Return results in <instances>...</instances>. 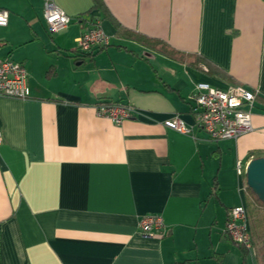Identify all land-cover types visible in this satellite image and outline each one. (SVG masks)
Instances as JSON below:
<instances>
[{"label": "crops", "instance_id": "0c3cea01", "mask_svg": "<svg viewBox=\"0 0 264 264\" xmlns=\"http://www.w3.org/2000/svg\"><path fill=\"white\" fill-rule=\"evenodd\" d=\"M55 0L70 17L50 34L42 0H0V57L27 70L29 96L0 95V264H263L224 232L255 205L243 164L264 156V0ZM99 22L108 44L77 38ZM149 39L144 42L141 38ZM199 82L255 93L251 129L209 141L194 124ZM102 101L127 104L115 124ZM145 214L163 220L145 236Z\"/></svg>", "mask_w": 264, "mask_h": 264}, {"label": "built area", "instance_id": "2783aa9c", "mask_svg": "<svg viewBox=\"0 0 264 264\" xmlns=\"http://www.w3.org/2000/svg\"><path fill=\"white\" fill-rule=\"evenodd\" d=\"M42 16L50 34L57 33L68 26L71 17L61 9L55 0H42ZM9 12L0 8V25L7 24ZM108 36L95 21L85 28L77 38L76 51L93 52L108 44ZM28 73L21 62L0 57V95L12 98H27L29 87ZM193 102L194 124L188 125L178 115L166 118L163 124L181 133H191L194 126L204 131L209 141L235 138L251 129V107L255 98L253 90L234 83L226 89L211 86L206 82L195 85L190 96ZM99 115L108 117L115 124L130 117L134 109L127 105L111 101H102L95 105ZM0 135V141H1ZM245 164L237 159L235 171L244 177ZM141 233L145 236L161 234L163 220L158 214H145L138 222ZM224 232L237 244L250 249L252 246L247 225V212L244 205L228 209Z\"/></svg>", "mask_w": 264, "mask_h": 264}, {"label": "water", "instance_id": "95a60500", "mask_svg": "<svg viewBox=\"0 0 264 264\" xmlns=\"http://www.w3.org/2000/svg\"><path fill=\"white\" fill-rule=\"evenodd\" d=\"M245 184L264 203V156L251 158L245 165Z\"/></svg>", "mask_w": 264, "mask_h": 264}, {"label": "trees", "instance_id": "16d2710c", "mask_svg": "<svg viewBox=\"0 0 264 264\" xmlns=\"http://www.w3.org/2000/svg\"><path fill=\"white\" fill-rule=\"evenodd\" d=\"M99 1L94 0V5H98ZM144 42H148L149 39L147 38H141ZM76 50V48H75ZM87 54H91L92 52H86ZM247 189L250 191V189L247 187ZM251 192V191H250ZM251 195L253 196L254 202L258 203L259 205H262L264 207V203L261 202L260 200L257 199V197L251 192ZM255 209L254 207L252 208L251 212L249 213L250 216L254 215ZM254 220V219H253ZM251 238L252 242L255 243L256 248H257V253L259 255L260 261L264 264V228L261 227L258 224L253 223V231L251 232ZM243 250L246 251V248L239 245Z\"/></svg>", "mask_w": 264, "mask_h": 264}, {"label": "rangeland", "instance_id": "374dc122", "mask_svg": "<svg viewBox=\"0 0 264 264\" xmlns=\"http://www.w3.org/2000/svg\"><path fill=\"white\" fill-rule=\"evenodd\" d=\"M14 1H17V0H14ZM8 12L11 14L13 13L12 11L11 12L8 11ZM255 205L256 206H254V209H255L254 215L252 216L249 215V217L254 224H258L264 228V207L262 205H259L256 202H255Z\"/></svg>", "mask_w": 264, "mask_h": 264}]
</instances>
